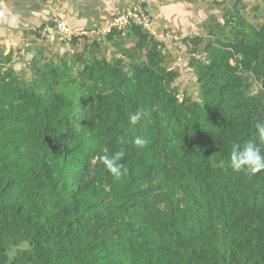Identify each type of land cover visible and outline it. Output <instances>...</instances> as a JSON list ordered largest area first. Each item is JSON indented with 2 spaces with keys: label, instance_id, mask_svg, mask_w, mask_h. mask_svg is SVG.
I'll use <instances>...</instances> for the list:
<instances>
[{
  "label": "trees",
  "instance_id": "trees-1",
  "mask_svg": "<svg viewBox=\"0 0 264 264\" xmlns=\"http://www.w3.org/2000/svg\"><path fill=\"white\" fill-rule=\"evenodd\" d=\"M259 1V22L234 0L189 39L195 95L133 23L37 50L27 77L0 50V264H264V171L229 161L264 122ZM118 150L115 179L100 157Z\"/></svg>",
  "mask_w": 264,
  "mask_h": 264
},
{
  "label": "crops",
  "instance_id": "crops-1",
  "mask_svg": "<svg viewBox=\"0 0 264 264\" xmlns=\"http://www.w3.org/2000/svg\"><path fill=\"white\" fill-rule=\"evenodd\" d=\"M133 5H138L145 10L150 18L149 30L153 34L152 36L162 41L164 49L166 48L173 57H179V43L186 47L190 54V46H187V43L189 39L195 38L193 37L195 32H197L195 36L200 37L201 41L207 37L206 22L199 24L200 31L196 30L192 26V22L195 20L189 19L190 13L186 10L184 0H0V10L19 17L18 23L15 25L0 22V44H4L7 49L5 52H10L9 46H16L21 55L32 51V58L39 59L37 50H42L48 54V57L55 54L48 51L51 49L49 44L54 39L59 41L53 38L47 23V17L52 12L59 13L63 22L74 30L88 33L103 27L106 21L117 12ZM43 30L47 31L46 34L42 33ZM193 30L195 31L193 32ZM166 33L179 38L169 40ZM28 36L41 39L45 44H48L47 48L44 44L35 45L36 39H29ZM185 39L187 40L185 41ZM60 43L65 45L63 42ZM175 48L178 53L171 52ZM60 50L57 52L58 49H56L57 54H63ZM67 50L65 48V52ZM69 53L70 51L66 52V54Z\"/></svg>",
  "mask_w": 264,
  "mask_h": 264
},
{
  "label": "rangeland",
  "instance_id": "rangeland-1",
  "mask_svg": "<svg viewBox=\"0 0 264 264\" xmlns=\"http://www.w3.org/2000/svg\"><path fill=\"white\" fill-rule=\"evenodd\" d=\"M234 0H184V4L187 7V12L190 13L189 19L195 20L192 22V26L196 28V30H199V24L202 22H206L207 24L211 25L213 27V23L211 21L212 17L215 16L219 21H221L220 15H221V9H223V5L228 4L229 2H232ZM215 3L221 4L217 5ZM239 5L241 4L243 6L242 8V14L251 21L259 22L258 17H257V12L255 10L262 9L263 4L259 0H239ZM253 8V9H251ZM255 9V10H254ZM185 13V12H183ZM55 15L56 19H61L59 13L57 12H52L48 17ZM256 15V16H255ZM47 17V19H48ZM197 18V20H196ZM62 20V19H61ZM70 27V26H69ZM149 28V27H148ZM74 31H81V30H74ZM195 30H193L194 32ZM200 31V30H199ZM197 32H195L196 35ZM52 35V33H51ZM193 37H196V36ZM167 37H172L170 33H166ZM82 37H84L86 40H96L98 41L99 39H103V36H98V37H92L88 35H82V36H77L79 38V41L75 44L74 47H71L68 40L66 42H63L65 45H62L59 41L57 42L55 39L53 42L49 45L51 49L48 51H51L52 53L54 52V55H61L57 54L59 52V49H61V53H66V52H73L77 51L80 52L82 48ZM29 38V36H28ZM174 39L179 38L178 36H173ZM183 38V37H181ZM29 39H36L35 37H31ZM50 41V40H49ZM85 42V40H84ZM177 42V41H176ZM179 42V41H178ZM68 45H67V44ZM47 48L48 44H45L41 39H36L35 40V45H43ZM9 46V45H8ZM180 46V51H179V57L177 58L172 56L171 54L168 53V50L165 48L164 49V56L166 59L164 60L165 63L170 66L169 68L175 69L177 71L178 77L176 79V88L179 91V95L182 96L186 92L188 93H193L195 95L194 91V84H195V78L193 74V70L188 66V60L190 58V54H188L186 47H184L181 43H179ZM65 48L68 50L65 52ZM56 49L58 51L56 52ZM0 50L5 52L7 49L5 48L4 44H0ZM9 51L12 53V60L14 63V68L17 72H19L22 76H26L29 73V63H31V58L33 55L32 51H29L28 53H24L23 55L19 54V50L17 49L16 46H9ZM44 52V51H43ZM172 53L177 52L176 48L174 51H171ZM178 53V52H177ZM32 54V55H31ZM103 54L105 57H108V50L104 49ZM174 55V54H173ZM40 59L43 60L44 57L42 55H39ZM28 64V65H27ZM186 91V92H185ZM185 92V93H184ZM184 93V94H183Z\"/></svg>",
  "mask_w": 264,
  "mask_h": 264
},
{
  "label": "clouds",
  "instance_id": "clouds-1",
  "mask_svg": "<svg viewBox=\"0 0 264 264\" xmlns=\"http://www.w3.org/2000/svg\"><path fill=\"white\" fill-rule=\"evenodd\" d=\"M18 20L19 17L17 15H10L7 13V11L0 10V22H7L10 25H15L18 23ZM108 21L109 20H107L106 23ZM48 26H50V24H48ZM73 32L75 34H78L77 31H74V29ZM83 32L86 33L85 31ZM147 32L153 35L150 32V30ZM86 35L92 37H98L91 35L90 32H88ZM105 35H101V36H105ZM77 36H82V35L78 34ZM77 36H70L69 38L77 37ZM173 36L174 35H172V37H168L169 40H175ZM60 42H64V41H60ZM147 115H148L147 112L138 110L129 117V123L132 125H136L142 119L147 117ZM255 128H256V138L254 141L249 140L243 143L242 145L232 146L229 161H230V167L234 172H244L245 174L254 176L257 173L264 171V154H262L264 153V122H257ZM148 142H149L148 139L145 136H141V135L135 136L131 140L132 145L137 149H143L148 144ZM124 155L125 152L123 150H118L112 153L111 155L105 154L100 157L101 163L115 179H119L122 175L127 174L128 169L124 166V164L121 163V160L123 159Z\"/></svg>",
  "mask_w": 264,
  "mask_h": 264
},
{
  "label": "built area",
  "instance_id": "built-area-1",
  "mask_svg": "<svg viewBox=\"0 0 264 264\" xmlns=\"http://www.w3.org/2000/svg\"><path fill=\"white\" fill-rule=\"evenodd\" d=\"M48 24L51 33L54 35L53 38H56L59 41H62L70 36L85 35L83 31H77L78 34L73 32V29L66 25L63 20L56 19L55 15L48 17ZM133 23L142 28V30L149 31L150 19L145 11L138 5H133L129 8L122 9L117 12L112 18L109 19L103 27L97 28L90 32L93 36H101L106 33L111 32L112 30H120L125 28L128 24ZM46 30H43L42 33L46 34Z\"/></svg>",
  "mask_w": 264,
  "mask_h": 264
}]
</instances>
